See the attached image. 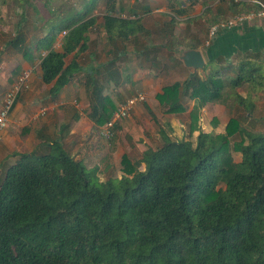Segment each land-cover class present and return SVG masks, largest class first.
<instances>
[{"label":"trees","instance_id":"obj_1","mask_svg":"<svg viewBox=\"0 0 264 264\" xmlns=\"http://www.w3.org/2000/svg\"><path fill=\"white\" fill-rule=\"evenodd\" d=\"M167 2L172 15L162 39L186 11L185 2ZM115 5L116 0H105L106 36L138 45L143 28L115 16ZM83 14L54 24L45 37L41 78L56 97L83 73L89 118L102 126L116 107L103 95L104 80L94 69L83 70L78 59L96 21L83 20ZM23 25L18 23L7 44L16 51L27 49ZM62 31L56 50L53 43ZM149 37L146 50L142 47L148 59L162 48ZM258 71L244 62L233 76L222 78L224 69L216 68L163 87L156 99L167 114L182 113L187 100L194 102L188 136L197 132L195 143L171 140L160 130V146L147 147L134 162L121 157L120 178L100 181L97 168L75 160L60 140L41 141L34 152L21 155L0 182V264H264V134L238 117L222 132L206 133L199 126V108L224 95L252 117L257 93L264 89ZM107 81L118 84L111 75ZM244 86L245 97L237 92ZM233 153L240 154L238 162Z\"/></svg>","mask_w":264,"mask_h":264},{"label":"crops","instance_id":"obj_2","mask_svg":"<svg viewBox=\"0 0 264 264\" xmlns=\"http://www.w3.org/2000/svg\"><path fill=\"white\" fill-rule=\"evenodd\" d=\"M175 1L177 3L185 2L184 7L186 11L181 16L177 17L179 22L177 26L175 25V27L170 30L171 35L168 34L166 38L162 39L160 32L167 28V24L170 22L169 16L172 15L167 0H116L115 16L138 21L137 25L143 28V30L137 33L139 39L138 45H135L134 40H122L116 37H112L110 38L111 40H109V38L105 36L109 44L106 55L110 57L107 58L106 63L96 65L93 53L88 52L86 57L81 58V63L84 66L83 70H96V75L99 76L101 80H104L106 85L110 87V85L114 83L110 82L108 84L107 77L110 73L109 70L113 66V69H119L122 73L125 72L128 76H131V78H128V76L126 77L128 78L127 82L118 84L120 89L129 90L130 88L127 84H131L136 91L142 90L146 93V98L151 96L155 98V96L160 93L161 89L164 87L163 83L166 76L172 79L171 82L165 86L175 82L181 83L193 73L198 74L200 77L205 76L216 68L224 69L222 78H226L227 76H233L237 67L244 62L252 63L258 68V73L264 75V22L256 21L250 24H244L232 30L221 32L210 40L208 36L206 37V29L203 28V23H208V25H210L215 19H217L218 22L236 13L248 11L250 8H253L249 4L252 0ZM82 8L83 5L80 3V6H76L75 9L67 12V17L75 18L73 16L75 13L80 15L84 13V17L85 13H91L94 9L93 7L89 11L86 10L82 12ZM207 10L209 11L208 17L206 16L207 13H205ZM94 12L95 10L91 14ZM104 15L105 8L104 12L101 14V19ZM91 17H95L97 21L96 14L90 17L86 16L83 20ZM50 19H46L43 22H41L40 19L34 20L30 30L23 29L25 32L26 47L29 50L25 55L23 52L27 49L23 48L21 51H16L7 45L9 41L14 38V29H16V26L22 18L15 23L12 32L10 31V33H7V30H4V28L0 29V108L5 93L9 90L18 76L23 71L31 72L29 76V88L16 99L9 115L8 127L0 131V182L8 167L18 161L21 155L34 152L41 141L50 142L53 140H60L67 151L70 149L68 153L75 160L81 161L84 165L87 160L91 159L94 161L97 157L100 158L104 154L103 151H100L104 146V139L101 136V130L104 125L97 127L89 118L90 100L83 80L84 74H78L77 83L75 84L74 80L71 81L56 97H50L49 95L51 85L42 82L40 58L48 51V48L45 46L44 49L39 50L38 43H40L41 39L45 38L51 28L55 26V23H52ZM147 19L154 20L155 24H157L154 26L155 33L158 32L160 40H164L163 44L160 43L161 41L157 44L155 43L156 41H152L155 47L162 46L161 49L159 48V50H156L155 55H150L149 57L150 60H157L159 62L155 64L148 63L149 59L142 55L146 53L143 48L145 50L147 48L148 35L152 36L149 28L147 29L146 27ZM96 21L94 23L95 26L98 24ZM24 22H27V20L24 19ZM24 22L22 21L20 23ZM101 24V30L104 31ZM182 25L184 26L182 27ZM191 26H193L194 29L197 26L199 30L203 28L202 36H195L197 35L195 32L197 29L192 30ZM90 31L88 33L89 37ZM177 33H179L180 36ZM59 39H62L61 32L56 35L55 44L59 42ZM55 44L53 43L54 49H56ZM128 44L131 46L129 50H127ZM185 49H197L201 51L205 62L202 69H196L192 72L191 69L186 68L182 62L177 59L176 54L180 50ZM162 50L166 53L162 54ZM173 51H175V54H173ZM119 52L122 53V55L118 56L116 54ZM72 54L73 53L69 55ZM164 54L169 55H165L164 57L162 56ZM72 59L73 56L70 62ZM175 59H177L180 64L177 63ZM214 65H216V67H207ZM230 66H232L233 71L229 73L225 68L229 69ZM104 88L103 95L106 96L105 91L107 87ZM247 89L246 86L242 88L243 95L239 93L240 89H237V92L245 97ZM130 90H132V88ZM114 91L116 90L114 89ZM80 94L83 96H79ZM260 96H264V89L257 93V97L255 98L256 110L252 112V117L245 116L246 113H244V110L234 104L237 111L242 112L237 116L242 123L254 124L257 122H264V115L261 116V121L254 118L257 109L261 106V104L258 103ZM130 97L131 95L128 98ZM76 100L83 102L81 106L82 110H79L77 106L73 105ZM110 100L117 108V100L114 98H110ZM228 101L232 103L231 97L229 95H224L221 101L214 103L226 105ZM143 107L146 108L148 112L152 113L147 104H144ZM42 108H45L47 111L49 109L54 111L51 112L48 118L46 117L38 121L36 117ZM50 121L52 122L50 123ZM95 127L98 128V130Z\"/></svg>","mask_w":264,"mask_h":264},{"label":"rangeland","instance_id":"obj_3","mask_svg":"<svg viewBox=\"0 0 264 264\" xmlns=\"http://www.w3.org/2000/svg\"><path fill=\"white\" fill-rule=\"evenodd\" d=\"M105 0H0V29L4 28V30H7V33H10V31H13L14 25L17 21L24 22V19L27 20V22H24L23 29H29L32 26V22L34 20H41L43 22L46 19H50L51 22L55 23V25L63 24L65 23V19L67 18V12L72 11L75 9L76 6H80V3L83 5L82 12L86 10H91L93 7V11L95 12L93 14L91 13H85L84 17H90L96 14L97 17V25L90 30V39L88 42V48L85 52H83L79 56V60L81 61L82 57H86L88 52L93 53L95 57V63L96 65H102L106 63L107 58L110 56L106 55V50L109 49V44L106 41V34L103 33L104 31L101 30L100 24L102 23L101 14L104 12ZM74 7V8H73ZM21 14V17H20ZM208 17V14L206 15ZM20 17V18H19ZM147 29L149 28V31L152 36L149 38L151 41H156L155 43H159L160 37L158 32L155 33L154 26L155 24L153 19H147ZM23 24V23H22ZM185 24V23H183ZM186 25V24H185ZM212 24L208 25V23H203V28L206 29V37L208 34L209 27ZM184 25H182L183 27ZM192 30H195L196 34L195 36L201 37L203 34V28L199 30V28L196 26L195 29L193 26H191ZM15 30V29H14ZM177 31V30H175ZM28 32V31H27ZM105 34V35H104ZM179 34V33H177ZM180 36V34H179ZM194 36V37H195ZM62 38V37H61ZM207 39V38H206ZM45 38L41 39V42L38 43L39 50L45 48ZM57 41V40H56ZM148 41V40H147ZM60 43L61 40L59 39V42L55 44V47L57 50H60ZM160 43H164V40ZM131 46L127 45V50H129ZM132 50V49H131ZM161 53H166L165 51H161ZM128 54V53H127ZM129 55V54H128ZM164 54L162 56L165 57ZM72 55H69L65 58V64H68L71 60ZM168 57V56H167ZM113 67V66H112ZM111 69L109 70V76L110 75L118 80V84L122 82H127L128 78L131 76H128L125 72L122 73L119 69ZM210 67H216L214 66H207ZM225 70L232 72V66L228 68H225ZM122 74H121V73ZM81 75V74H79ZM79 75H76L73 80L74 83H77V77ZM128 76V78H126ZM96 78H100L99 76H95ZM172 78H168V76L164 79V87L168 83L171 82ZM72 80V81H73ZM125 80V81H124ZM108 84L111 82L107 81ZM104 87H107L106 89V96L110 98H114L117 100V104L122 105L125 100L131 95L134 96L139 93H143L145 95V101L142 103L136 104V106L131 111L128 118L122 119L118 122H116V126L114 125L113 130V137L110 140H103L104 146L100 149V151H103L104 154L100 158L97 157L96 160L92 161L87 160L85 162V166L88 169L91 168H97L96 176L100 181H105L107 179H116L121 177V165L120 160L123 155H127L132 162L137 161L140 159L142 152L147 148H156L162 144V139L160 137L159 131L163 130L166 135L169 136L171 140H189L192 143H195V138L197 136V132H195L191 137L188 136L189 134V123H190V111L192 110L194 106V102L191 100H187L184 103L185 111L179 114H167L165 113L164 107H162L158 100L153 98L152 96L149 98H146V93H144L142 90L136 91L131 84H127L129 88L132 90H125L120 89L119 85L113 82V85H106V82H104ZM116 84V85H115ZM122 87V86H120ZM114 89L116 91H114ZM76 91V89H75ZM243 90L240 89L239 93L243 95ZM162 92V89L160 93ZM24 93V92H23ZM22 93V94H23ZM79 93V92H78ZM83 93V92H82ZM159 93V94H160ZM21 94V95H22ZM84 94V93H83ZM20 95V96H21ZM80 94L79 96H81ZM19 96V97H20ZM83 96V95H82ZM264 96H260L258 103L261 104L259 108L257 109L254 118L258 121H261L262 115H264ZM81 104H80V103ZM83 102L76 100L74 102V106H77L79 110H82L81 106ZM144 104H147L150 108L151 112H148L146 108L143 107ZM54 111L52 109H49L47 113L42 117H36V120L40 121L44 118H48L51 115V112ZM242 113L241 111H237L236 106H234V103H228L226 105H221L219 103H206L205 105L201 106L199 108V126L200 128L206 132H222L224 131V128L226 124L230 121L231 118H236L237 116ZM53 118V117H52ZM52 121H50L51 123ZM244 126L248 127L251 130H254L256 132H261L264 134V122H257L254 124H244ZM99 127V126H97ZM101 127V126H100ZM96 128V127H95ZM98 130V128H96ZM70 151V149L68 150ZM233 158L235 161L240 159L239 153H233ZM143 166V165H142ZM140 166V170L143 169V167Z\"/></svg>","mask_w":264,"mask_h":264},{"label":"built area","instance_id":"obj_4","mask_svg":"<svg viewBox=\"0 0 264 264\" xmlns=\"http://www.w3.org/2000/svg\"><path fill=\"white\" fill-rule=\"evenodd\" d=\"M250 3L254 6L246 12L236 13L224 20L218 21L212 24L208 30L209 40L217 36L221 32H226L242 26L244 24H250L256 21L264 22V1L252 0ZM66 34L65 31L61 32V37ZM61 46V43H60ZM58 46V47H60ZM61 49V48H60ZM30 71H23L18 78L12 83L9 90L5 93L1 108H0V131L8 127L9 115L14 106L16 99L29 88V76ZM145 101V95L143 93L136 94L128 98L122 105L118 106L110 121L106 122L101 130V136L105 140H110L113 137V129L116 122L128 118L133 108L138 103ZM46 109L42 108L37 117L44 116Z\"/></svg>","mask_w":264,"mask_h":264},{"label":"water","instance_id":"obj_5","mask_svg":"<svg viewBox=\"0 0 264 264\" xmlns=\"http://www.w3.org/2000/svg\"><path fill=\"white\" fill-rule=\"evenodd\" d=\"M176 57L182 64L191 69L194 72L196 69H202L204 67V58L200 50L197 49H185L180 50Z\"/></svg>","mask_w":264,"mask_h":264}]
</instances>
